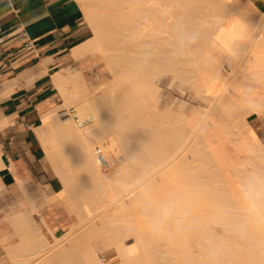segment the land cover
<instances>
[{
  "label": "bare ground",
  "instance_id": "6f19581e",
  "mask_svg": "<svg viewBox=\"0 0 264 264\" xmlns=\"http://www.w3.org/2000/svg\"><path fill=\"white\" fill-rule=\"evenodd\" d=\"M79 1L93 34L69 55L100 52L111 79L92 91L79 69L62 67L52 79L63 107L44 111L37 128L56 146L58 196H72L79 219L50 242L14 214L17 243L7 246L9 264H242V258L264 264V144L246 119L264 116V10L240 0ZM213 5L229 9L234 25H210ZM218 36L226 51L252 54L242 70L232 59L224 78L213 72L206 45ZM195 49L209 63L207 73L198 70ZM163 74L169 85L178 82L183 93L188 87L207 103L193 124L183 100L174 110L173 98L158 105L154 80ZM243 75L258 92L249 85L253 95L236 100L227 87ZM109 200L116 213L109 203L112 213L99 214ZM130 236L141 252L127 248ZM97 239L115 249L106 261L95 254Z\"/></svg>",
  "mask_w": 264,
  "mask_h": 264
},
{
  "label": "crops",
  "instance_id": "0c3cea01",
  "mask_svg": "<svg viewBox=\"0 0 264 264\" xmlns=\"http://www.w3.org/2000/svg\"><path fill=\"white\" fill-rule=\"evenodd\" d=\"M248 1L264 8V0ZM84 15L76 0H0V261L17 243L14 214L50 235L69 217L53 198L61 181L37 128L59 92L52 75L90 36Z\"/></svg>",
  "mask_w": 264,
  "mask_h": 264
},
{
  "label": "rangeland",
  "instance_id": "374dc122",
  "mask_svg": "<svg viewBox=\"0 0 264 264\" xmlns=\"http://www.w3.org/2000/svg\"><path fill=\"white\" fill-rule=\"evenodd\" d=\"M78 3H79V5H80V7H81V9L83 10V13L85 14V11H84V6H83V4L79 1V0H76ZM238 1V0H237ZM247 1L248 0H240V3H242L243 2V4H245V2L247 3ZM218 6V5H217ZM217 6H215V5H213V6H209L210 8H212L213 9V7H215V8H217ZM208 6H206V9H204V11L205 12H208V13H212L213 11H215V9L214 10H212V9H210ZM221 7V6H220ZM217 8V10H216V14L217 15H219V16H217L216 14H215V16H214V18H212L213 16L212 15H209L208 16V19L210 20V25H213L215 28L217 27V28H219V29H221L224 25H226L225 26V28L227 29L229 26H232V25H234V23H231V21H232V19L234 18V15H232L233 13L228 9V11H227V9H223V7H221V8ZM223 10V12L221 11V10ZM219 10H220V13H218L219 12ZM260 10H264V8L263 9H260ZM212 11V12H211ZM226 12V13H225ZM225 15V16H224ZM85 16V15H84ZM212 16V17H211ZM224 16V17H223ZM86 17V16H85ZM223 17V18H222ZM218 18H220V20H218ZM86 20V23H87V25H88V28H89V32H90V36L93 34V30H92V28L90 27V25H89V22H88V19L86 18L85 19ZM218 20V21H217ZM226 23V24H223L224 22ZM232 22H234V19H233V21ZM232 24V25H231ZM220 25V26H219ZM224 28V27H223ZM222 28V29H223ZM222 36H218V37H216L215 38V40H214V45L212 44V43H209L208 42V44H206V45H208V47L210 48V51H211V54H212V57H210V58H213V61H211L212 59H209V63H213V65H210V66H212V69H213V72H219V74H220V76L221 77H226L227 76V74H228V72L230 71V64H231V62L233 61H238L237 63H240L241 65H239L240 67V69H241V66H242V64H246L247 62H249L251 59H252V54H251V50H248V51H245L243 54H241L242 55V57H240L241 55H239V56H236L235 55V52L234 51H232L231 49L229 50V51H226V50H228L227 48V46L226 45H224L225 46V48H224V46L223 45H221L223 42H221L222 40V38H221ZM217 38H219V40L217 39ZM218 41H220L221 42V44H218L219 42H217V40ZM219 45H217V44ZM213 45V46H212ZM221 45V46H220ZM221 48V49H220ZM224 48V49H223ZM226 49V50H225ZM218 52H217V51ZM222 50H225L224 51V53H223V51ZM195 52H197V54L195 53ZM226 52V53H225ZM231 53V54H229L228 55V53ZM194 54H196V60H197V62L200 64L201 63V61H202V63H203V65H201L200 64V67H199V69L198 70H200L201 68V70L200 71H202V70H205V68L207 67L206 65L207 64H209L206 60H204V62H205V64H204V62H203V57L200 55V53L198 52V50L197 49H195V51H194ZM217 54V55H216ZM228 55V56H227ZM223 56V57H222ZM232 56V57H231ZM245 56V57H244ZM224 58V59H223ZM227 58H231L230 60H229V62H228V60L226 61V59ZM232 59H234V60H232ZM244 60V63H242L243 62V60ZM217 61V63H219L220 64V66L219 65H216V62L215 61ZM232 60V61H231ZM241 60H242V62H241ZM207 62V63H206ZM215 62V63H214ZM222 63V64H221ZM205 65V66H204ZM243 65V66H244ZM62 66H65V71H67V70H71V69H79L80 71H81V73H82V75L84 76V78L86 79V82H87V85L89 86V89L90 90H92V91H94V90H96V88H98V86H100V83H106L108 80H110L111 79V74L109 73V71H108V68L106 67V62H105V59L103 58V56L101 55V53L100 52H98V51H94L93 53H90V54H87L85 57H82V58H80V59H67L60 67H62ZM202 66V67H201ZM205 68H204V67ZM219 66V67H218ZM242 66V67H243ZM211 68V67H210ZM210 68H209V65H208V67L206 68V69H209L210 70ZM215 68V69H214ZM211 69V70H212ZM209 70H205V72L204 73H207ZM215 70V71H214ZM242 70V69H241ZM215 72V73H216ZM240 73H243V72H240ZM244 74V73H243ZM239 75V74H238ZM241 76V75H240ZM242 77H244L245 79H244V81L243 80H241L242 78L240 77V78H238L237 77V80L239 81V80H241L242 81V83L241 84H243L244 83V88L246 89H243V87L241 88L240 86L241 85H239V84H237V83H235L234 84V79H232V82H231V80H230V82H229V85H228V87H227V89H228V91H230V93H233V89H234V93H235V95H236V93H237V95L235 96L234 94V96H233V98L234 97H238V98H234V99H236V100H243L242 98H241V96H242V94L244 93V92H246V94L245 95H247V96H251V95H253V91H251L252 92V94L250 95H248L247 93H249V91H250V89H249V85H251V87L253 86V88H255L256 89V91H255V89H253L256 93L258 92L257 91V89L258 88H256V84H254L253 82L252 83H250L251 82V80H249L247 77H246V75H243ZM247 78V79H246ZM250 81V82H249ZM70 82H68V83H66V85L68 86V88L70 87L71 88V86H72V84L70 83ZM154 83L156 84V86H157V88H158V94H159V97H158V101H159V106H164L165 104H166V102H167V100L168 101H170V99H172V101H173V103H175V104H173L174 106H172V110H174V108L175 109H177V106H178V104H179V102L180 101H184L185 102V104H184V106H183V110H184V114L186 115V119H188V120H190V121H188V123H190V125L191 124H193V120L195 119V118H197V117H199L200 116V114H197V110H204L206 107H207V103L206 102H204L203 100H199V98H196L193 94H192V91L187 87V88H184L183 90H184V93H183V91L181 90V88L179 87V83L178 82H176L175 84H172V85H169L168 83H167V76L165 75V74H163V75H159L158 77H156L155 78V80H154ZM233 84V86H236V84H237V87L235 88V87H233V86H231ZM71 85V86H70ZM238 85H239V89H241V91L242 92H239V89H237L238 88ZM246 85H248L247 87H246ZM172 86V87H171ZM255 86V87H254ZM232 87L233 89H230V88ZM250 87V88H251ZM69 88V89H70ZM236 89V90H235ZM232 90V91H231ZM100 91V90H99ZM248 91V92H247ZM240 94H241V96H240ZM244 95V94H243ZM56 96H57V99L55 100V104L53 105V107L54 108H56L57 109V106L58 105H61L60 107H63V99H62V97H61V95L59 94V92L58 91H56ZM247 96H245V97H247ZM107 100V99H106ZM116 100V99H115ZM114 100V101H115ZM116 102L117 103H115L114 102V105L116 106V105H118V109H121L120 108V105L118 104L119 103V101H118V99L116 100ZM176 105V106H175ZM203 105V106H202ZM206 105V106H205ZM114 106V107H115ZM197 106H199L198 107V109H197ZM60 107H58V109L60 108ZM202 107V109H200ZM117 107H115V109H116ZM196 108V109H195ZM66 109H67V106H66ZM193 110H194V112H193ZM195 111H196V113H195ZM63 116H65V115H63ZM62 116V117H63ZM61 117V116H60ZM246 119H247V121L249 122V124L252 126V128L258 133V136H259V138L261 139V141L263 142V144H264V116L263 115H260V116H258V115H256V114H247V116H246ZM71 123L74 125V126H76L75 125V122L73 121V119H71ZM187 123V124H188ZM77 128H80V127H77ZM258 130V131H257ZM262 130V131H261ZM263 135V136H262ZM98 144V143H97ZM96 143H94V145H93V147L95 146V145H97ZM49 145V146H48ZM48 145H47V148H49V149H47V148H45V152H46V156H47V159H48V161L49 162H51V164H52V166H53V171H54V173L57 175V177L59 178V176H58V174H57V168L54 166V153H55V144H53V143H51L50 141H49V143H48ZM52 146V147H51ZM54 146V147H53ZM117 152H121L122 154H119V153H117L116 154V156H118L119 157V160H122L123 159V157H122V155H124L123 154V151L121 150H116ZM52 153V154H51ZM116 153V152H115ZM52 155V156H51ZM241 155V153H239V156ZM242 156V155H241ZM240 156V158H242ZM52 159V160H51ZM52 161H53V163H52ZM107 168H108V166H107ZM106 168V169H107ZM71 170V174H73V175H76V170L75 169H70ZM59 180H60V178H59ZM61 181V180H60ZM63 189V184H62V182H61V190ZM60 190V191H61ZM59 191V192H60ZM58 194L59 193H57L56 195H54L55 197H56V199H57V201L56 200H53V201H56V202H58V203H60L66 210H67V212H68V214H69V217H67V218H65L64 219V224L58 229V231H57V234L56 235H50V234H47L46 232H48L49 230H48V228L46 227V226H43V228H42V226H41V228L43 229V234H44V236H45V238L48 240V241H50V242H52L53 240H54V236H57V237H60V236H62V235H65V233H66V231L69 229V227H70V225L71 224H73V223H76L78 220H77V218H78V216L76 217L75 215H76V210H75V206H74V204H73V202H71V204H70V201L72 200V196L69 198V196H67V194L66 193H63V194H61L60 196H58ZM67 198H69L70 199V201L67 199ZM101 200H104L105 201V199L104 198H102ZM73 201V200H72ZM110 201L111 200H109V201H107V205L106 206H108V208H106L105 210H107V211H105V210H103L102 209V207H100L101 206V203L100 202H97V203H95V205H94V207H97V208H99V209H101V210H99V209H97V211L99 210V214H101V213H105V212H107V213H116V205L115 206H112V204L113 203H110ZM112 202V201H111ZM68 203V204H67ZM100 203V204H99ZM111 205H110V204ZM73 204V205H72ZM116 204V203H115ZM70 205H71V207H70ZM98 205V206H97ZM109 205H110V207H109ZM74 207V208H73ZM71 208V209H70ZM112 210V212H111V210ZM114 208V209H113ZM109 209V210H108ZM72 210V211H71ZM97 211H95V212H97ZM103 211V212H102ZM119 211L120 212H123L121 209H119ZM82 212V211H81ZM85 212H87V211H85ZM93 212V211H92ZM91 212V213H92ZM95 212H93L94 213V215H97ZM83 213V212H82ZM92 213V214H93ZM79 219V218H78ZM13 228H14V226H13ZM15 229V228H14ZM15 231V230H14ZM16 233V232H15ZM49 233V232H48ZM215 238H218V236H214V239ZM135 242V240L133 239V237L132 236H130V238L128 239V241H127V244H126V246H127V248L128 249H132V250H135V251H140L141 252V249L139 248V247H137V246H135L136 245V242ZM106 243H104V242H102L100 239H97L94 243H93V247H94V250H95V254L97 255V257L99 258L98 260L100 261V260H104V261H106V260H108L109 258H111L112 257V255L114 254V252H115V249L113 248V247H106V245H105ZM133 244V245H132ZM139 249V250H138ZM37 261V260H36ZM241 261H249V260H245L244 258H242V260ZM241 261H238V262H240V263H242L243 264V262H241ZM10 263V261H0V264H9Z\"/></svg>",
  "mask_w": 264,
  "mask_h": 264
},
{
  "label": "built area",
  "instance_id": "2783aa9c",
  "mask_svg": "<svg viewBox=\"0 0 264 264\" xmlns=\"http://www.w3.org/2000/svg\"><path fill=\"white\" fill-rule=\"evenodd\" d=\"M24 46H25L26 48H30V46H31V42H30V41H26V42L24 43Z\"/></svg>",
  "mask_w": 264,
  "mask_h": 264
}]
</instances>
